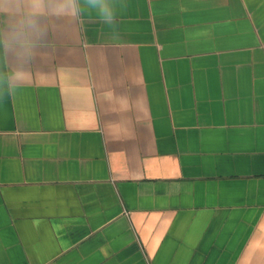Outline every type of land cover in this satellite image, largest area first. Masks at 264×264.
I'll use <instances>...</instances> for the list:
<instances>
[{"label":"crops","instance_id":"0c3cea01","mask_svg":"<svg viewBox=\"0 0 264 264\" xmlns=\"http://www.w3.org/2000/svg\"><path fill=\"white\" fill-rule=\"evenodd\" d=\"M0 0V264H264V0Z\"/></svg>","mask_w":264,"mask_h":264},{"label":"clouds","instance_id":"9594fccd","mask_svg":"<svg viewBox=\"0 0 264 264\" xmlns=\"http://www.w3.org/2000/svg\"><path fill=\"white\" fill-rule=\"evenodd\" d=\"M28 3L30 11L22 17L15 30V39L22 48L27 46L30 34H41L36 16L45 3L49 5L52 14L67 16L73 20H79L87 15L111 28L116 25L118 19V0H28ZM4 83L15 87L24 83L23 76L19 72H13L11 76L0 74V84Z\"/></svg>","mask_w":264,"mask_h":264}]
</instances>
